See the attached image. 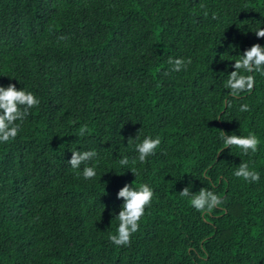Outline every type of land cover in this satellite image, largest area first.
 I'll use <instances>...</instances> for the list:
<instances>
[{
  "label": "trees",
  "instance_id": "16d2710c",
  "mask_svg": "<svg viewBox=\"0 0 264 264\" xmlns=\"http://www.w3.org/2000/svg\"><path fill=\"white\" fill-rule=\"evenodd\" d=\"M262 27L264 0H0V85L40 100L0 143V264H264V76L238 97L225 87L240 54L264 46ZM169 58L192 63L171 72ZM220 131L255 133L259 149L225 148ZM146 136L162 143L141 164ZM89 150L85 180L68 161ZM242 162L259 182L233 175ZM132 182L156 197L116 246L117 194ZM189 185L224 203L197 212L179 195Z\"/></svg>",
  "mask_w": 264,
  "mask_h": 264
},
{
  "label": "clouds",
  "instance_id": "9594fccd",
  "mask_svg": "<svg viewBox=\"0 0 264 264\" xmlns=\"http://www.w3.org/2000/svg\"><path fill=\"white\" fill-rule=\"evenodd\" d=\"M201 8L204 6L199 5ZM207 15V12L204 13ZM213 19H216L213 15ZM257 39L264 38V27L257 29L254 33ZM61 39H66L61 37ZM192 63L191 58L187 60L183 58H169L168 64L171 66V72L186 71L188 65ZM234 71L228 75L225 87L230 90L229 95L238 97L241 93H251L256 83V75L264 76V46L259 43L253 44L245 49L239 58L233 63ZM14 80V79H10ZM40 105L39 98L31 91L20 88L15 84L9 83L7 86L0 85V143H8L14 141L24 124L27 117L31 114V109L38 108ZM230 106V105H229ZM241 112L250 111L247 104L241 105ZM90 133L87 124L79 128V136L83 137ZM220 139L223 141L225 148H237L244 155L256 153L260 146V138L255 133H249L246 136L236 135L235 133L228 134L220 131ZM139 132L135 138L129 137L127 143L133 144L139 141ZM162 141L159 136L153 138L146 136L142 141L135 144V150L138 153V161L143 164L147 162L148 157L154 156L156 150L161 145ZM98 153L95 150L89 151H73L71 159L68 161L70 167L76 171V175H82L83 179H94L97 175L96 166L90 162L97 160ZM136 160H132L133 165ZM119 164L122 167L129 165V159L123 157ZM81 165H84L82 173L79 171ZM130 172L136 176L138 170L133 167ZM207 170H205V175ZM233 175L237 178H242L247 182H259L260 174L256 170L249 167V163L242 162L234 171ZM181 197L188 198L189 204L197 212L210 214L216 207L224 203L220 195L201 188L198 192L193 193L191 185L182 189L179 193ZM156 193L148 184H140L139 187H133L131 184H125L117 194V199L122 200L119 214L116 219L119 221L116 234L109 235V240L116 246H130L132 236L140 229V223L145 216V210L150 208ZM104 210H105V206Z\"/></svg>",
  "mask_w": 264,
  "mask_h": 264
}]
</instances>
